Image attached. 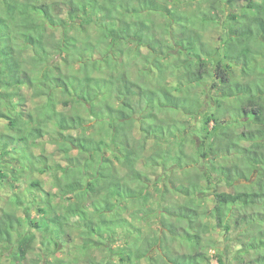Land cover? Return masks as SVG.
Here are the masks:
<instances>
[{"label":"trees","instance_id":"trees-1","mask_svg":"<svg viewBox=\"0 0 264 264\" xmlns=\"http://www.w3.org/2000/svg\"><path fill=\"white\" fill-rule=\"evenodd\" d=\"M224 2L244 9L217 48L198 33L199 51L169 61L175 0H0V264H50L61 248L55 264H136L157 240L170 264H264V0ZM204 84L196 135L211 161L187 168ZM221 183L234 192L207 188ZM232 225L227 253L200 233Z\"/></svg>","mask_w":264,"mask_h":264},{"label":"rangeland","instance_id":"rangeland-1","mask_svg":"<svg viewBox=\"0 0 264 264\" xmlns=\"http://www.w3.org/2000/svg\"><path fill=\"white\" fill-rule=\"evenodd\" d=\"M173 6V9L175 10L176 14H180L179 17L183 18V23L182 24H177L174 26L173 30H171L170 35H166L164 38V42L167 45H170L172 47V51H170L171 53H173L175 55V57H172L169 59V61H173L177 58L180 57V50H182L183 52L187 51V47L190 44H194V48L196 46V51H199V44L194 43V41H191V38L194 35H198L203 37V41L204 43L207 45V48L209 50H212L214 48H217V45L219 43L218 38L219 36L224 35V33L226 32V29L223 30V28L227 25V18H229L232 14H242L243 12V5L244 4H237L236 6L232 7L230 5L225 4L224 0H175V3L173 5V3L171 4ZM206 18H214L219 22V25H215V22L212 21L210 24L208 23L206 25V23L204 24L203 19ZM155 21L161 23L164 21V17L163 16H155L154 17ZM252 23V22H251ZM183 27V28H182ZM184 27H186L184 29ZM226 28V27H225ZM202 33V34H201ZM190 47V46H189ZM183 57L187 60L194 61L195 59L193 57L187 58L186 57V53L183 54ZM259 59V58H258ZM169 64V62L167 63ZM164 65V66H162ZM159 66L162 67H166L165 62H162V64H159ZM254 69V68H252ZM251 70V69H250ZM252 71V70H251ZM195 91L200 95L201 92H206L207 93V100L205 102L206 107H204V109L202 110V113L200 114V116L198 118H196V120H191L190 121V128L187 132H190V134L193 136L188 139V141L185 144L184 150L188 153V154H192L195 156V162L196 159L197 161H199L198 163H193L190 166H188L187 168H195L196 166H205L206 164H208L211 160L209 159H204L201 151H200V145L202 143V139L197 136V133H200V124L198 122V120H200L203 117L204 111L207 109V107H209V101L211 100V96L214 94L213 91L210 89V84H204V85H198V87L195 89ZM173 113L176 114V112L174 111ZM178 116V115H177ZM164 117V116H163ZM178 120H180L183 124V120L186 119V116H181L179 115ZM214 125V123L211 124V128H213L212 126ZM221 129V128H220ZM243 127L240 124L239 128L235 129L236 133H240V131H242ZM4 130L3 125H0V131ZM217 133V132H216ZM206 149H208V147H206ZM47 151L49 154H52L54 152V147L49 146L47 148ZM36 153L39 154L41 153L40 149L36 150ZM219 165H227L228 161L225 159H219L216 161ZM175 174H177L176 176H180L181 173L176 172ZM25 176H28L25 175ZM218 177V176H217ZM216 177V181H218ZM35 178V179H39V180H49V175L48 174H40V173H35L33 175H31V179ZM154 178H157V174L155 176H152L151 179L154 180ZM216 182V183H217ZM45 183H47V181H45ZM49 188V187H48ZM207 188L210 191H215V190H227L229 192H234L233 188H227V186L224 183L218 184L217 186H207ZM27 189V186L25 188H23V192H25ZM236 190V189H235ZM156 198L159 199L160 195H156ZM168 202L170 201L171 203H175L176 201H181L180 197H176L174 196L169 197ZM205 201V204H207L209 206V208H213L214 207V201L211 199H206L203 200ZM4 207H6V200L4 198H2L0 196V210H2ZM135 208H133L134 210ZM2 213V211H0ZM34 215L37 216L36 212H33ZM206 222V221H205ZM235 225H232V228L234 230H232L231 233L229 234H225L224 236H222V234L220 233V231L218 233L215 232H211L209 233L210 236L205 235L207 234V231H205V229L201 230L200 233L203 234L204 237H210L213 239V241H216V247L220 249V251L222 253H227L229 252L230 248H239V246L236 244V237L238 235L239 232H242L241 229H239L238 231H236L237 229L234 228ZM158 228V225L155 224L154 222L152 223V225L145 227V234H150L151 232H153L154 230H156ZM76 245L82 244V240L81 238L77 239V242H75ZM117 247V245H113L112 248L115 249ZM178 248V247H177ZM147 251L142 252V253H138L136 256V264H147L148 262H150V258H153L155 260V262H157V264H170L167 260V257L165 255V252L162 248V244L159 240L157 241H153L151 242L148 246H147ZM179 251V250H178ZM40 252V250H38V253ZM180 252H183V250L180 249ZM215 254V249H211V256H214ZM97 258H99V260L101 258L104 257V255H106L105 252H97L96 253ZM46 258V262H49L50 264H55L56 260L58 259H65L66 261L69 259L68 258V249H59V251L54 255H43ZM35 258V255H33V259ZM33 259L31 261V263H26V264H35V262L37 263V258L34 259L35 262H33ZM149 259V260H148ZM148 260V261H147ZM4 263L8 264L9 261H6V259H4ZM152 262V261H151ZM42 264V263H39ZM83 264V263H82ZM211 264H218L217 259L214 257L211 260ZM229 264H233V263H229Z\"/></svg>","mask_w":264,"mask_h":264}]
</instances>
